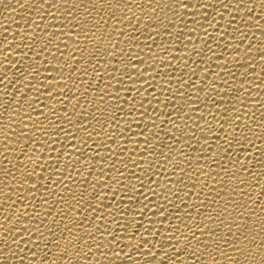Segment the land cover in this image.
Returning a JSON list of instances; mask_svg holds the SVG:
<instances>
[{"label":"bare ground","instance_id":"bare-ground-1","mask_svg":"<svg viewBox=\"0 0 264 264\" xmlns=\"http://www.w3.org/2000/svg\"><path fill=\"white\" fill-rule=\"evenodd\" d=\"M187 2L189 7L180 9V15L174 17L178 26L172 29L173 35L171 37L164 35L163 29H161V35L157 36L155 43H153L152 40L147 39V31H145L144 35L136 33L139 38L134 43L139 46L134 48L133 55L139 53L146 61L145 66L152 63L156 64L157 71L165 73V79H168V76L174 72V69L172 67L164 68L160 65L159 61L149 60L148 57L149 55L155 56L156 54L164 56L161 48L157 47V45L162 42L167 43L169 40L175 42L177 33L180 31V28H183L184 34L179 42V50L172 48V55L184 57L185 51H187L190 57L188 59L189 68L196 69V76L192 77L194 80L197 79V76L208 75L207 71L201 73V69L205 67L211 72L219 73V75L212 76L211 79L216 82L221 95L226 91L228 95L225 97L223 105L220 108H216L215 105H209L211 110L216 113L217 119L221 118L225 106L229 104L228 97L234 95L231 87L235 86L239 89L241 82L245 81L246 77L247 80L244 83V87L251 89V96L249 107H241V113L250 110L256 113V119L259 120L260 112L264 111L258 103V101H264V84L261 83L264 80V73L260 71L261 67L264 66V59H261L259 55L260 51L264 50V35H261L260 30L264 26V14L261 13L260 0H254V2L253 0H239V4L241 5L239 8L237 7L238 0H187ZM205 4L210 6L203 7L202 5ZM248 9H255V15L260 17L258 21L248 15ZM63 11H65V6L62 5L59 10L51 9L54 15H49L47 5L43 9H40L39 0H0V264H41V259L45 255L44 243L46 240H38L40 233L36 231V228L39 227L40 231L47 238V229L53 227V216L60 227L63 226V223L72 226L70 219L61 221L59 215V213L67 209V205L56 204L55 200L51 198L50 191L44 193L45 196L49 197V203L44 204L40 199V191L36 192L35 198L28 195L27 189L31 187V181L25 185V190L21 193L19 192L17 180L6 176L4 170L10 169L19 179L21 178V173L16 171V169L19 168L20 164L25 165V169L21 171L26 170L31 172L35 163V159L33 161L25 159L18 150L25 147L24 137L19 135L20 131L23 129L27 132H32V125L36 121H41L45 126H48L49 121L45 119V115L53 118V114L49 109H56L62 116L65 106L68 109L69 115L72 116L74 124L79 119L80 124H87L90 131L93 128L96 132L100 131V125L96 124L95 121L89 123L91 120L90 113L93 109L89 104L83 102V96L81 95L83 89L87 88V83L76 85L81 89V92L77 93L81 98V106L77 110V115H72L76 101L71 98V95H67V98L57 97L56 86L57 82L60 81V71L67 77L71 71V67L77 63V61L71 60L70 55L76 48V45L73 43L76 37L73 35L69 38L68 36L61 35L50 45V50L41 51V46L46 43L44 34L54 33L59 30L57 27H53V25H58L60 22L58 18H60V13ZM132 13H135L137 16H144V13L139 12L138 5H133L132 12L129 15H132ZM167 16L173 18V13H167ZM133 22L135 23V21ZM144 23H148L147 16H144ZM253 24L256 26L249 27V25ZM238 25L242 27V31L248 37L243 43H240L242 39L240 33L234 32ZM120 27H123V25H120ZM141 28L143 29V24ZM205 29L209 36L204 35ZM126 31L131 33L132 29L129 27ZM233 34L236 36L235 40L232 38ZM37 37L40 38L37 39ZM47 39H53V37L48 35ZM113 39L116 40L119 37L114 36ZM204 40H208V46L213 51H208V48L203 43ZM65 41L68 45L67 48L64 47ZM80 43L83 45L85 42L81 39ZM249 44L253 45L251 51H248ZM57 45H59V51H57ZM184 45H187L186 50L183 47ZM237 45H239L238 50ZM149 46L153 49L152 52L149 51ZM168 46L172 47V45ZM127 47L128 42L126 40L120 44V48L122 49ZM194 50L199 51L201 55H192ZM201 56L203 57V63H200ZM164 59L168 60L171 57L164 56ZM62 61H69L70 66L66 68L61 63ZM193 61L197 62L199 66L197 67V63H193ZM171 63L183 68L182 61L171 59ZM249 64L255 65V71L252 67L248 66ZM217 65H219V68ZM84 66L87 67V65ZM89 71L91 70L89 69ZM229 71L235 74V78L229 75ZM79 75L81 74L74 75L73 80H76ZM151 75L155 76L156 72H152ZM175 75L179 76L181 72L176 71ZM221 77H225L228 83L224 84ZM85 79L88 82H92L93 87H95L92 76H88ZM145 79H148V76H145ZM165 79L151 80V84L155 86V96L161 101L158 108V111L161 112L171 111V108L164 107L163 102L172 99V93L176 91L175 79L169 81L173 85L172 93L166 90L168 84L165 83ZM60 82L62 83V81ZM68 83L71 88L72 81H68ZM112 83L115 85L116 82L113 81ZM221 84H224L223 88L219 87ZM255 85L260 86L256 87ZM138 86L148 89L141 93V95L147 98L144 107L148 112L145 115L136 113V118L140 126L143 127L144 124H151V121L147 118L148 115L156 116V113L152 109L156 108L157 101L149 94L153 89L148 84L141 83ZM200 86H203V82L202 80H197V87L195 89L188 88L186 84L184 90L192 95L193 100L199 94L201 97L200 106L203 108V100L210 99L214 94L206 87L208 95L205 96V93L199 92ZM49 88L52 91L51 96L48 94ZM37 89L39 90L37 91ZM65 92L67 93V90ZM24 93L28 94L27 100H24ZM98 95L99 93H92L91 89H89L88 100H92ZM121 95L125 96L127 92H123ZM131 95L136 96L137 93L132 92ZM14 97L15 101L13 100ZM37 98H39V102H37ZM20 101L24 102L18 104L17 102ZM175 102L178 105L183 104V98ZM231 102L236 103L235 100ZM112 103L115 104V101L113 100ZM45 105H48V107H45ZM124 107L127 109L129 105H125ZM17 108H19L20 115H17ZM195 109L196 104L193 103V107L186 110L187 115L185 113H180L179 116L174 114L172 120H179L181 125L185 123L192 125L194 122L203 125V121L199 120L201 112ZM41 111L44 115L40 114ZM208 111L209 108H203L204 116L211 121L212 118L208 116ZM188 115H191L193 119L189 120ZM229 115H235V113H230ZM22 119L24 124L20 123ZM125 119H128V117H125ZM245 120H248L249 123L251 122L250 117L246 116ZM60 122L65 128L71 129L73 132L77 131L72 125L64 123L63 119ZM157 124L159 127L152 131L160 132V128H163L164 131H169V129L175 130L171 123L161 124L160 120L157 119ZM25 125H27V128H25ZM120 128L124 129L125 133L124 138L119 136L114 137L118 141L117 144H113L112 140H107L105 135L97 136L95 132L93 133L92 139L89 140L90 147L88 148V154L93 155L92 149H96L101 155L95 156V159L90 161L91 166H94L91 175L87 172L85 173V176L92 180V184L96 185L97 191L100 190V186L107 179V176L102 174L101 169L112 177L109 181V186L103 188L101 200L99 202L93 201L94 204L104 205V219L96 220L95 217L101 214L99 212H92L91 210L85 213V215L93 219L96 225L106 223L109 230L117 235L118 240L111 247L119 251V256H108L107 258L101 256L100 252L108 250L106 246L100 249V252L93 249L91 253L93 259L91 260L84 259L83 256H70V259L79 261L80 264H95L96 260H99L100 264H165V262L167 264H210L212 258L206 255L201 256L199 262L193 261L184 252V247L188 241L183 240L181 243H178V241H181V238L185 235L190 237L191 234L186 225H190L195 229L197 219L204 220L213 229L221 227L218 222L213 223L211 220L205 219L208 214L215 216L213 208L206 209L202 207L200 211L205 213V215L198 216L194 207L198 201L209 203L211 197L215 195L214 193H209L207 188H204V181H207L209 186L219 187L211 179V176H216L219 171V167L213 163L214 159L219 158L217 153L220 152V149L216 147L217 141L215 137L209 133H201L197 129V135L201 137L200 143L198 144L195 140L192 142L196 148H200L203 145L202 151L204 156L203 159L191 160L193 170L199 172L202 167L203 172L210 173V176H199L195 191L199 192L203 189L205 194L197 197L192 194V181L185 176L184 172L177 170L173 174L171 166H168L167 171H164L163 164H158L152 172H149L147 168L148 161L156 159L155 156L148 154L152 151V148L148 147L146 152V146L138 143L144 139L143 136H137L134 141H130L127 138L130 134L127 132V125L124 121H121ZM113 130L114 126H110L104 131L112 133ZM138 131L139 128L134 123L132 133L134 134ZM259 131L261 130L258 129L257 134H259ZM78 134L87 135L83 131ZM35 135L41 139H45L43 133L36 132ZM177 135L180 134L177 133ZM205 135L209 137L206 144L203 140ZM6 136L8 137L7 140L5 139ZM160 136L162 140L167 139L164 136V132H160ZM252 138L257 147L262 146L261 140L256 139L255 136ZM18 139L19 142H17ZM47 139L52 142L46 144L41 151L45 156L49 153L51 154L53 159L49 160L48 163H55L54 158L60 152H64L65 155L61 162V169H63L69 160L68 153L75 152L71 160L75 163L76 167H80V164L76 162L78 159H84V150L79 140H72L70 136H66L63 133L59 137L50 136ZM151 139L152 137L149 136L150 141ZM183 139H187V137H183L182 141ZM70 140L71 143L69 142ZM105 140L112 148V160H109L107 164H105L102 157L108 155V148H97V143ZM72 143L77 144L81 151L77 152L76 149H73ZM218 143L221 146L224 145L223 134H221ZM6 144L7 147H5ZM125 146H127V151L121 153V148ZM137 146L140 151L132 155V160L136 161L139 167L128 160L132 149ZM176 146L178 148H185V151H191L184 146L183 142ZM37 147L39 146L37 145ZM167 151L165 149L166 153ZM232 153V160H235L239 156L241 163L247 164L256 173L255 177H251L245 172L243 179H262V183H264V178L260 177L261 171H264V165L257 163L260 154L257 153L256 147L248 144H245L243 147L237 145L233 146ZM254 153L256 154L255 159L253 158ZM191 155L192 157L199 158L200 153L191 151ZM5 156L8 157L11 163L4 160ZM121 159H123L124 163L120 162ZM181 159L182 157L179 152L173 155L175 162H179ZM112 161H116V168L120 172L109 168ZM125 163L127 167L124 166ZM223 163L229 164V161L225 160ZM182 166L185 169L188 168L187 164ZM239 167L240 165H236L233 171H236ZM69 171L72 172L76 182L69 178L65 180V184H71L74 190L82 192L83 186L78 183L81 178L76 176L71 167H69ZM153 172L159 174L153 175ZM38 174L45 177L49 175L47 172ZM64 175L67 177L68 173L65 172ZM180 177H184L185 184L188 187L180 183ZM224 177L225 174H221V178ZM230 183L235 185L238 181L233 180ZM37 187L39 188V184H37ZM56 190L62 191V189ZM152 190L155 191L153 192ZM248 190L253 191L251 188ZM92 191L93 189L89 187V192L91 193ZM172 193L176 195H172ZM221 195L223 196L224 194L221 193ZM228 195L231 196L232 193L229 192ZM8 196H11V200L8 199ZM25 196L27 197L26 199L24 198ZM165 197H167V200ZM237 199L239 200L240 198L237 197ZM226 200L227 197L218 200L213 206L214 209L219 210L222 208ZM249 207L256 208L257 215H260V209L257 205L250 204ZM52 209H54L53 216L47 215L48 211ZM188 213L192 214L191 217L188 216ZM72 215L78 216L79 214L73 213ZM8 216L12 217L11 221L6 219ZM253 219H256V217H253ZM37 221H43V224L38 225ZM5 227H7L8 232L5 231ZM25 227L29 229L28 232H24L23 229ZM13 229L15 231H12ZM85 231H87L86 228L80 229L77 234L82 235ZM93 231L95 232V229ZM9 232H11V235H9ZM200 238L202 240L209 239L208 237ZM104 239L107 243V241H111L112 237L105 234ZM14 240L16 241L15 243H13ZM36 244H39V247H36ZM195 244L196 242L193 240L192 246L195 247ZM65 246H67L66 241L62 242L59 249L53 246L51 253L48 255L47 264H60L59 255ZM174 247L176 249L175 252ZM82 250L85 254H88L86 247L82 246ZM190 251L191 249H189ZM200 251L203 252V249L201 248ZM34 252L35 255L33 254Z\"/></svg>","mask_w":264,"mask_h":264},{"label":"snow or ice","instance_id":"snow-or-ice-1","mask_svg":"<svg viewBox=\"0 0 264 264\" xmlns=\"http://www.w3.org/2000/svg\"><path fill=\"white\" fill-rule=\"evenodd\" d=\"M45 5H47L49 9V15H54L51 9L59 10L62 5L65 6V11L60 13V18H58L60 22L58 25H53V27H57L59 30L54 33L44 34L46 43L41 46V51L50 50V45L61 35L68 36L69 38L73 35L76 37L73 40L76 48L70 55L71 60L77 61V63L75 66L71 67V71L68 73L67 77L60 71V81H62V83L60 81L57 82V97L67 98V95H71V98L76 101L72 115H77V110L81 106V98L77 93H80L81 89L76 85H84L87 83V88L83 89L81 95L83 96V102L89 104L93 109L90 113L91 120L89 123L95 121L96 124L100 125V131L96 132L94 128L90 131L87 124H80L79 119L74 124L72 116L69 115L66 106L63 109L62 116L56 109H49L53 114V118H49L45 115V119L49 121L48 126H45L41 121H36L32 125V132H27L23 129L20 131L19 135L24 137L25 147L18 150L25 159L29 161L35 159V163L31 172L26 170L21 171L25 169V165L20 164L19 168L16 169V171L21 173V178L19 179L10 169L4 170L6 176L17 180L19 192L21 193L24 192L25 185L31 181V187L27 189L28 195L35 198L36 192L40 191V199L44 204L49 203V197L45 196L44 193L50 191L51 198L55 200L56 204L67 205V209L59 213L61 221L69 219L72 221V226L63 223V226L60 227L57 225L55 217L53 216L54 209L48 211L47 215L53 216V227L47 229V238L44 233L40 231L39 227L36 228V231L40 233L38 240H46L44 243L45 255L41 259V264H47L48 255L51 253L53 246L59 249L61 248L62 242L65 241L67 242V246L60 252V264H80L79 261L70 259V256H83L84 259L91 260L93 259L91 256L93 249L100 252V249L106 246L108 250L106 252H100L101 256H105L106 258L108 256H119V251L111 247V245L118 240L117 235L109 230L106 223L96 225L93 219L85 215V213L91 210L92 212H99L101 214L95 217L96 220L104 219V205L94 204L93 201L99 202L101 200L103 188L109 186V181L112 177L109 173H104V170L101 169L102 174L106 175L107 179L104 184L100 186V190L97 191L96 185L92 184V180L85 176V173L87 172L91 175L94 166H91L90 161L95 159V156L101 155L96 149H92L93 155L88 154V148L90 147L89 140L92 139L93 133L95 132L97 136L105 135L107 140H112L113 144H117L118 141L114 137L119 136L124 138L125 133V130L120 128L121 121H124L127 125V132L130 134L127 138L130 141H134L137 136H143L144 139L138 143H142L146 146V152L148 147L152 148V151L148 154L150 156H155L156 159L148 161V171L152 172L158 164H163L164 171H167L168 166H171L173 174H175L177 170L184 172L185 176L192 181V194L197 197L205 194L203 189L199 192L195 191L199 176H210V173L203 172L202 167L199 172L193 170L191 160L203 159L204 156L202 151L203 145H201L200 148H196L192 142L195 140L198 144L200 143L201 137L197 135V129H199L201 133H209L215 137L217 141L216 147L220 149V152L217 153L219 158L214 159L213 163L219 167V171L216 176H211V179L214 180L219 187L209 186L207 181H204V188H207L209 193H214L215 195L211 197L209 203L198 201L194 207L198 216L205 215V213L200 211L202 207L206 209L213 208L215 216L208 214L205 219L211 220L213 223L218 222L221 227L213 229L210 225L206 224L204 220L197 219L195 229L190 225H186L191 234L190 237L185 235L178 243H181L183 240L188 241L184 247V252L196 262H199L201 256L206 255L212 258L210 264H264V183H262V179H243L245 172L251 177H255L256 173L253 172L247 164H242L239 156H237L235 160L231 159L233 146L238 145L243 147L245 144H248L257 148V153L260 154L257 163L264 165V111L260 112L259 120L256 119V113L250 110L241 113V107H249L251 96V89L244 87L247 78L245 77V81L241 82L239 89L235 86L231 87V91L234 95L228 97L229 104L225 106L221 118L217 119L216 113L211 110L209 105H215L216 108H220L223 105L225 97L228 95L227 91L221 95V92L218 91L216 82L211 79L212 76L219 75V73L211 72L205 67L201 69V73L207 71L208 75L197 76V79L194 80L192 77L196 76V69L189 68L188 59L190 57L187 51H185L184 57L172 55V48L179 50V42L184 34L183 28H180V31L177 33L175 42L169 40L167 43L162 42L157 45V47L161 48L164 56L182 61L183 68L172 65L171 59L165 60L164 56L160 54H156L155 56L149 55L148 57L149 60L159 61L160 65L164 68L172 67L174 69V72L168 76V79H165V73L157 71L156 64L152 63L145 66L146 61L139 53L133 55L134 48L139 46L134 43L139 38L136 33L144 35L145 31H147V39L152 40L153 43H155L156 37L161 35V29H163L164 35L169 37L173 35L172 29L178 26L174 17L180 15V9L189 7L187 0H39L40 9H43ZM133 5H138L139 12L147 16L148 23H144V16H137L135 13L129 15V13L132 12ZM202 6L209 7L210 5L205 4ZM240 6L238 0L237 7L239 8ZM259 6L261 13L264 14V0H260ZM225 7H227V5H225ZM167 13H173V18H169ZM248 15L257 21L260 18L255 15V9H248ZM133 21H135V23ZM181 22L183 23V21ZM142 24L143 29L141 28ZM120 25H123V27H120ZM255 26L254 24L249 25V27ZM37 27H39V25H37ZM129 27L132 29L131 33L126 31ZM109 29H111V31H109ZM260 30L261 35H264V26H262ZM234 32L240 33L242 37L240 43H243V41L248 38L247 34L242 31L240 25L236 26ZM48 35H51L53 39H47ZM204 35L209 36L206 29ZM114 36H118L119 39L114 40ZM39 38L40 37H37V39ZM232 38L233 40L236 39L235 34H233ZM81 39L85 42L83 45L80 43ZM125 40L128 42V47L122 49L120 48V44ZM203 43L205 47L208 48V51H213V49L208 46V40H204ZM168 45H172V47ZM64 47H68L66 41ZM183 47L185 50L187 49V45ZM252 47L253 45L249 44L248 51H251ZM238 49L239 45H237V50ZM57 51H59V45H57ZM149 51H153L151 46H149ZM192 55L200 56L201 53L194 50ZM259 55L261 59H264V50L260 51ZM61 63H63L66 68L70 66L69 61H62ZM193 63L197 62L193 61ZM200 63H203L202 56ZM84 65H87V67ZM198 66L199 64L197 63V67ZM248 66L252 67L255 71L254 64H249ZM217 67L219 68V65H217ZM89 69L91 71H89ZM176 71L181 72V75L176 76ZM260 71L264 73V66L261 67ZM152 72H156V75L152 76ZM77 74L81 75L77 76L76 80H73V76ZM229 75L235 78V74L231 71H229ZM88 76H92L95 87H93L92 82H88L85 79ZM145 76H148V79H145ZM152 79H165V83L168 84L166 90L170 93H172L173 85L169 81L175 79L176 91L172 93L173 98L163 102L164 107L171 108V111H158L161 101L155 96V86L151 84ZM221 79L224 81V84L228 83L225 77H221ZM197 80H202L203 82V86L199 87L200 93H205V96H207V87L214 94L210 99L203 100V108H209L208 116L212 118L211 121L203 114V108L200 106V95L197 94L193 100L192 95L184 90L186 84L188 88L195 89L197 87ZM68 81H72L71 88ZM113 81L116 82L115 85L112 83ZM141 83L148 84L149 87L153 89L149 94L157 101L156 108L152 109V111L156 113V116L153 117L152 115H148L147 118L151 121V124H144L143 127L140 126L136 118V113L145 115L148 112L144 107L147 98L141 95L143 91H147L148 89L139 87L138 85ZM261 83L264 84V80H262ZM224 84L219 85V87L223 88ZM255 86L259 87L260 85ZM89 89H91L92 93H99V95L95 96L92 100H88ZM38 90L39 89H37V91ZM65 90H67V93ZM123 92H127V95L122 96L121 93ZM132 92L137 93V95L132 96ZM48 94L51 96V88L48 89ZM23 95L24 100H27L28 94L24 93ZM181 98H183V104L178 105L175 101ZM13 100L15 101V97ZM113 100L115 104L112 103ZM233 100H235L236 103H232L231 101ZM23 102L24 101H20L17 103L22 104ZM37 102H39V98H37ZM193 103L196 104L195 110L201 112L199 120L203 121V125L197 122H194L192 125H188L187 123L181 125L179 120H172L174 114L179 116L180 113H185L187 115L186 110L191 109ZM258 103L260 107L264 109V101H258ZM125 105H129V107L126 109L124 107ZM45 107H48V105H45ZM121 113H123V115H121ZM230 113H235V115H229ZM40 114L44 115L42 111ZM17 115H20L19 108H17ZM246 116L250 117V123L248 120H245ZM125 117H128V119H125ZM61 119H63L64 123L72 125L77 131L73 132L71 129L65 128L60 122ZM157 119L160 120L161 124L171 123L173 129H175L174 131L171 129H169V131H164L163 128H160V132H164V136L167 137V139L162 140L160 132L152 131L159 127ZM188 119L192 120L193 117L188 115ZM20 123L24 124L23 119ZM134 123L139 128V131L133 134L132 127ZM110 126H114L113 132H105L104 130ZM25 128H27V125H25ZM258 129L261 130L259 134H257ZM81 131L87 133V135H79L78 133ZM36 132L43 133L45 139L36 136ZM169 132L171 133L170 135ZM61 133L70 136L72 140H79L80 144L83 145L84 159H78L76 162L80 164V167H76L75 163L71 160L75 152L68 153L69 160L67 161V165L61 169L62 158L65 155L64 152H60V154L54 158L55 163H48L49 160L53 159L51 154L49 153L45 156L41 151L46 144L52 142L47 139V137H59ZM177 133L180 135H177ZM221 134H223L224 137L223 146L218 143ZM149 136L152 137L151 141L149 140ZM253 136L261 140V147L256 146L252 138ZM183 137H187V139H183L182 141ZM208 138L207 135L203 137L205 144ZM5 139L7 140L8 137L6 136ZM17 142H19V139ZM69 142L71 143V140ZM181 142H183L187 149L200 153L199 158L192 157L191 151H185V148H178L176 145ZM37 145L39 147H37ZM71 146L73 149H76L77 152L81 151L77 144L72 143ZM5 147H7V144ZM100 147L108 148V155L102 157L105 164H107L109 160H112V148L107 144L106 140L97 143V148ZM165 149L168 150L167 153ZM120 151L121 153L127 151V146L121 148ZM137 151H140L138 146L132 149V153L128 157V160L139 167V164L132 160V155H135ZM177 152H179L182 157L179 162L173 160V155ZM29 153H31V155H29ZM253 158H256L255 153L253 154ZM4 160L11 163L7 156L4 157ZM225 160H228L229 164H224L223 161ZM120 162L124 163L123 159H121ZM184 164L188 165L187 169L182 166ZM236 165H240V167L236 171H233ZM124 166L127 167V164L125 163ZM69 167L74 170L76 176L81 178L78 183L83 186L82 192L74 190L71 184H65V180L69 178L76 182L72 172L69 171ZM109 168L120 172V170L116 168V161H112ZM45 172L49 173L48 177L38 174ZM65 172L68 173L67 177L64 175ZM120 174L122 175V173ZM156 174L159 173L153 172V175ZM221 174H225V177L221 178ZM260 177L264 178V171H261ZM233 180L238 181V183L232 185L230 182ZM180 183L185 184L184 177H180ZM37 184H39V188ZM50 186L52 187L50 188ZM89 187L93 189L91 193L89 192ZM185 187H188V185L185 184ZM249 188L253 191H249ZM56 189H62V191ZM152 191L154 192L155 190ZM229 192L232 193L231 196L228 195ZM221 193L224 195L222 196ZM172 195L176 194L172 193ZM225 197H227V200L224 206L219 210H215L213 206L216 202ZM237 197L240 199L238 200ZM24 198L26 199L27 197L25 196ZM177 198L179 197L177 196ZM8 199L11 200V196H8ZM165 199L167 200V197H165ZM250 204L259 207V216L257 215L256 208L249 207ZM73 213H78L79 215L74 216L72 215ZM191 215V213H188L189 217H191ZM253 217H256V219H253ZM6 219L11 221L12 217L8 216ZM37 224H43V221H37ZM83 228H86L87 231L82 235H78V231ZM93 229H95V232ZM23 230L24 232L29 231L27 227ZM5 231L8 232L7 227H5ZM12 231H15V229ZM105 234L111 235V241H107L106 243L104 239ZM9 235H11V232H9ZM200 237H208L209 239L202 240ZM193 240L196 242L195 247L192 246ZM15 242L14 240L13 243ZM82 246L87 248L88 254L83 252ZM17 247H19V245H17ZM36 247H39V244H36ZM201 248L203 252L200 251ZM189 249H191L190 252ZM209 249H211V251H209ZM175 251L176 249L174 247V252ZM33 254L35 255V252ZM95 264H100V261L96 260ZM165 264H167V262H165Z\"/></svg>","mask_w":264,"mask_h":264}]
</instances>
